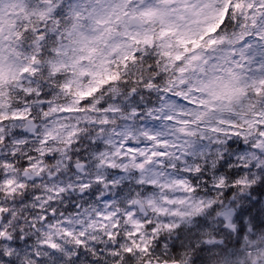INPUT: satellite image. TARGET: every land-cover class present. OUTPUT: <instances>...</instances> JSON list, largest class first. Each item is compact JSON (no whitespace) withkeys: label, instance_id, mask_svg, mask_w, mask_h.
Listing matches in <instances>:
<instances>
[{"label":"snow or ice","instance_id":"6c2138e0","mask_svg":"<svg viewBox=\"0 0 264 264\" xmlns=\"http://www.w3.org/2000/svg\"><path fill=\"white\" fill-rule=\"evenodd\" d=\"M5 2L0 0V182L12 185L13 180L7 178L12 173L6 169L35 168L34 161L39 157L42 175L21 179L29 183L45 179V186L25 191L19 203L35 200L39 204L43 193H48L43 197L47 207L41 209L45 213L41 227L44 221L59 217L57 224L63 235L74 239V244H67L54 236L42 241L38 251H31L32 235L24 237L23 244L19 242V230L14 239L5 235L4 224L11 213L0 208V245L7 244L12 249L8 255L15 257L9 264H25V257L36 264H82L81 257L89 264H102L100 256L105 255L104 249H113L107 254L120 260V253L115 250L121 248L120 241L142 236L146 229L153 236L161 230L183 233L186 229L196 239L208 234L205 229L217 235L243 232L244 217L251 213V207L246 209L237 204L235 195L227 202L215 198L205 202L193 197L172 200L167 193L176 187L183 188L185 194L204 191L224 196L226 192L235 193L247 187L249 194L241 193L240 198L250 199L257 189L248 181L258 177V182L264 185V148L233 151L231 137L238 136L249 146L256 143L250 139L251 135L264 140V112L256 111V104L264 100L240 104L239 110L231 104L209 109L206 101L201 100L199 106L203 111L186 110L185 105L195 106L197 102L182 90L191 85V79L184 77L200 57L192 56L189 60L184 57L199 47L200 40L185 38L170 19L167 0H161L164 6L158 7L145 6L146 0H68L67 4L66 0H7L15 9L7 19L3 11ZM236 7L241 5L238 3ZM248 7L251 9L253 5ZM261 7L264 8V3ZM252 26L264 29V13L260 19L253 18ZM5 40L7 55H4ZM181 47L182 51L176 50ZM256 57L262 58L260 69L264 71V50H258ZM120 68L125 69L128 77L122 83ZM168 73L172 74L165 81L168 86L159 87L158 82ZM102 75L100 83L113 82L115 86L94 107L82 112L60 104L61 96L71 94L74 88L79 97L91 96L96 89L80 91V77ZM258 83L254 92L259 97L264 94V79ZM188 90L199 91L191 87ZM153 91L158 95L145 102L144 93ZM243 91L234 89L229 100ZM173 97H180L185 105ZM155 101H158L155 107L147 108ZM73 112L77 116H83L84 112L103 115L105 119L97 123L84 117L73 128L68 123L74 119L70 115ZM225 114L229 119L223 118ZM117 116L120 123L112 128L109 118ZM81 122L85 130H80ZM93 125L99 129L95 134L89 129ZM236 128L240 131L227 130ZM51 144H65L64 153L58 149L42 150ZM141 147L147 151H141ZM114 159L119 166L113 163ZM52 161L56 167L45 172L44 162ZM53 171L55 175L51 174ZM189 181L201 187L192 188ZM101 185L116 188L118 194H123L126 188L129 191L124 199L113 200L110 193L99 194ZM133 188L143 199H131ZM85 197L94 199L95 205L81 210V205H88ZM57 203L64 211L58 210ZM145 204L152 209L155 221L144 211ZM69 209L76 211L69 215ZM258 218L250 217L248 223L252 228ZM122 222L129 229L123 236L119 231ZM51 232H55L54 227ZM100 233L103 235L97 242ZM131 243L136 249L148 250L146 243L143 248L135 239ZM208 246L215 248L219 244L210 240ZM123 251L125 261L130 264L133 247ZM4 259V249L0 248V260Z\"/></svg>","mask_w":264,"mask_h":264},{"label":"clouds","instance_id":"9594fccd","mask_svg":"<svg viewBox=\"0 0 264 264\" xmlns=\"http://www.w3.org/2000/svg\"><path fill=\"white\" fill-rule=\"evenodd\" d=\"M68 0H66L67 4ZM240 4L241 7L237 8L236 5ZM264 0H167V7L170 12V19L173 23L179 27L180 31L185 35V38L189 41L200 40L199 47L185 54V60H189L192 56L200 57L187 72L185 79H191V85L185 86L182 90L185 95L191 100H195L196 105L187 104L180 97H173L178 100L181 105H185L187 111L197 112L203 111L200 108L199 102L201 100L206 101V107L219 108L222 105L231 104L235 110H239L240 104L247 105L250 101L256 103L257 100H264V94L256 96L254 92L255 87H259V80L264 79V71H261V59L256 57L258 50H264V29L258 30L253 28V18L260 19L261 13H264V8L261 4ZM252 4L253 7L249 9L248 5ZM145 6H164L161 5V0H146ZM5 18L9 16V12H15V9L11 5L5 2L3 6ZM18 26V25H17ZM209 29H212L209 31ZM4 35H8L7 27L4 30ZM214 41L215 43H209ZM8 41L5 40L4 55L8 54L7 49ZM13 46L15 44L13 43ZM188 47L192 49V44L189 43ZM177 51H182L181 48H177ZM242 53H244L242 55ZM234 54V55H233ZM253 57H256L255 62ZM183 63L181 62V65ZM121 83L124 79L128 78L125 75V69L120 68ZM171 73H168L160 82L158 86L161 88L167 87L165 82L171 77ZM69 77H65L67 79ZM104 79V76H82L80 77V91L90 92L93 88L96 89L92 92L91 96L79 97L75 94V88L71 94L62 95L60 104L65 107H72L80 109L82 112L85 109L94 107L97 100L105 99L112 87L113 82L102 84L99 81ZM199 89V91H189L188 88ZM236 88L244 89L242 94L232 96L229 100V95ZM158 95L155 91L151 94L144 93L145 102L149 99H154ZM89 101V103H84ZM158 101L153 104L147 105V108L155 107ZM99 111V110H98ZM251 111V109H249ZM257 112H264V103L256 104ZM74 119L69 120L68 123L73 126L77 125V120L83 121L84 117L90 120H96L97 123L102 122L105 119L103 115H93L89 112H84L83 116H77L75 112L70 114ZM224 119H229L228 115L223 116ZM254 119V117H249ZM55 119V117L53 118ZM111 127H117L120 123L119 117H111ZM151 127V125H149ZM183 126V125H179ZM80 130H85L86 126L83 122L79 123ZM89 129L93 133L99 131L94 125L89 126ZM228 131L239 132L240 129H227ZM248 129L245 128V133ZM255 132V129H253ZM215 138V134H211ZM78 137H73L77 139ZM223 138V137H222ZM251 140H255L256 143L248 145L241 142L240 137L232 136V150L238 151L247 148L252 150L256 147L264 148V140H259L255 135L250 136ZM204 143H207L205 141ZM65 144H51L48 148H42L43 151L55 152L57 149L61 154L64 153ZM153 151L156 149L152 146ZM141 151H147V149L141 147ZM37 164L35 168H29L27 170L16 167H9L7 172L12 173L8 179L13 180L12 185H7L0 182V208L5 212L11 213V216L7 223L4 224L5 235L9 239H14V234L17 230L20 231L21 240L23 244V238L29 235L33 236L31 243V251H38V245L45 240H51L53 237H58L62 242L67 244H74L73 238H68L63 235V229L57 224L59 217L53 221H44V227H41V217L45 214L41 209L46 208L47 205L44 202L43 197H47L48 193H43L41 202L38 204L35 200L19 203L23 198L25 191L31 192L35 188H43L45 186V179L37 180L35 183H29L27 180H22V177H33L42 175L40 171V158L37 157L34 161ZM79 161L77 164L79 165ZM113 163L119 166L118 160L114 159ZM203 168V163H201ZM56 167V162H44L43 168L45 172L49 169ZM92 171V169H89ZM257 170L254 168L252 172ZM55 175V171L51 173ZM247 178V174L245 177ZM187 179V178H185ZM258 177L248 181V183L254 185L257 191L251 194L250 199H241L240 194L244 193L245 196L249 194L247 187L239 188L235 193L226 192L224 196H218L215 192L206 193L201 191L199 193L193 191L185 194L183 188L173 187L167 195L172 200H189L190 197L196 200L203 199L205 202L208 199H224L226 202L231 200L235 195L237 197V204L243 205L244 208L251 207V213L245 214V228L242 233L233 231L231 235L225 232L212 234L210 230L205 229V234L200 239H196L185 229L183 233L176 231L171 232L167 230H161L158 234L153 236L150 230L146 229L142 236L125 237L120 241L121 248L115 249L120 253V260H115L112 256L108 255L113 249H104L105 255L100 256L102 264H121V261H125L124 248L133 247V260L130 264H264V185L258 182ZM23 183L25 186L21 188L19 185ZM189 185L192 188L201 187L200 185ZM129 189H124L123 194H118L116 188L107 189L101 185L100 195L111 194L110 198L113 200H122L127 195ZM163 191V189H161ZM133 195L131 199L136 201L143 199L139 196V192L133 188ZM59 201V198H56ZM88 200V205H81V210L86 206H94L95 200L85 197ZM80 203V201H76ZM258 202V203H257ZM66 204L67 201H64ZM252 204H256V207H252ZM59 211H64V208L60 203L55 205ZM171 207V205H164ZM123 210V209H121ZM76 211L75 209H69L70 215ZM144 211L149 214V218L155 221L156 217L151 215L152 209L144 205ZM258 216V220L255 222V227L252 228L249 224L250 217ZM163 219V218H162ZM19 221V223H17ZM32 225V227H30ZM54 227L55 232L50 233V229ZM110 230V229H109ZM121 235L129 229L124 228V222L121 223L119 229ZM39 233V235H37ZM100 233L96 236L97 242L100 241ZM135 239L137 244L148 245L147 251L136 249L131 241ZM214 241L219 244V247H209L208 241ZM108 243V241H105ZM166 245V247H165ZM175 245V250H173ZM192 245H195L194 247ZM103 248V245L101 246ZM0 248L4 249L5 259L0 260V264H9V261L15 259L14 256L8 254L12 252V249L7 244L0 245ZM41 254H43L41 252ZM25 264H36V261L25 257ZM82 264H89V261L81 257ZM125 264L129 262L125 261Z\"/></svg>","mask_w":264,"mask_h":264}]
</instances>
